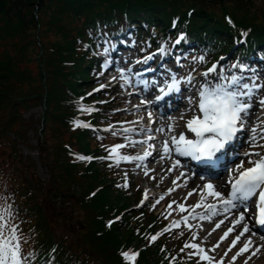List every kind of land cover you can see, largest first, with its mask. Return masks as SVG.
Returning a JSON list of instances; mask_svg holds the SVG:
<instances>
[{"label": "snow or ice", "instance_id": "obj_1", "mask_svg": "<svg viewBox=\"0 0 264 264\" xmlns=\"http://www.w3.org/2000/svg\"><path fill=\"white\" fill-rule=\"evenodd\" d=\"M176 24L177 21H174V28ZM184 39L185 36L183 34L179 35L175 44H180ZM108 43L109 40L106 34L101 33L97 43V47L103 48L105 55V59L101 65V74L111 64V61L108 59L110 49L104 47ZM166 53L167 49L160 46L157 53L145 56L142 60L136 61V63L147 64L156 56H164ZM261 59H264V57H261ZM176 63L179 64V58L176 60ZM218 67L219 72H217ZM116 71L119 73V76H113L112 79L122 80V88L125 86L132 88L133 91L129 92V95H133L138 88L141 91H148L151 87L157 86L155 81L143 79L141 73L133 72L131 68L121 69L117 67ZM250 71L252 70L245 65L234 63L227 72L223 66L213 65L202 74L204 80L197 88L196 98H188L189 108L187 111L192 112V117L184 124L187 131L194 134V138H186L183 131L179 134H174L175 126L172 123H169L167 128H156L155 132L151 127H124L122 129L125 134L124 138L128 139V134L144 137V139L132 140L131 144L133 146L139 144L141 147H145L146 150L139 156L113 157L109 155L106 159L114 160V163L117 165L121 161H140L139 166L143 167V162L148 157H151L153 150L157 148L155 144L150 142L156 140L155 133H160L161 135L169 134L167 139L160 141V148L158 150L160 159L172 160L168 171L182 167L180 159H173L174 156L191 158L193 161H204L215 167L218 159H214V157H217L218 153H221L226 146H229L238 137L239 133L245 131L246 125L249 124L248 117L253 109V104L255 103L260 111L264 112V84L256 82L257 77L255 74L249 76L243 74ZM169 80L167 88L172 92H178L180 90L179 78L173 73L170 75ZM186 82L191 84V77H188ZM157 88L161 94L155 95L154 100L141 99L140 103L134 107L139 110L141 106L147 108V105L162 100L164 94H166L165 89L158 86ZM81 111L91 113L93 109L82 108ZM185 114L181 113L180 119H183ZM147 117L150 124L156 123L152 119L151 111L147 112ZM172 119V117H169V121ZM142 121L143 117L130 123L141 124ZM77 126L88 127V125ZM106 130L111 131V129ZM247 133L249 150L243 153V158L239 160V163L227 169L228 177L223 185L224 191L216 190L212 183H204L202 186L198 185L196 189L190 191L184 198L183 203L173 201L167 206L169 209H172L173 204H176L180 212L187 213V215L182 217V220L189 231H191L190 219L208 220L209 222L216 216H224L225 219H228V213L234 212L236 209H242V211L239 212L235 220L231 221L232 227L224 233L222 239L227 238L234 230L236 224L244 222L246 216L249 221L253 222V227H264V151H256V149H264V117L258 118L257 124H251L247 127ZM112 134L116 135L115 132H112ZM123 147H125L124 144H119L110 149V153L115 154L117 149ZM78 159L84 160L86 158L78 157ZM246 163L249 165L248 167H245ZM147 174V171H145V175ZM183 175L184 173L181 172V176ZM200 179L204 180L205 178L201 176ZM193 195H199V201L195 205L186 206L187 199ZM208 198H211V200L209 201ZM147 199V193H145L143 200ZM155 203H159V199ZM253 203H255V209L252 208ZM197 209H202V212H197ZM249 211H251L250 216H248ZM165 218L167 219V217ZM14 220L15 215L12 212L11 205H0V264H29L30 258L22 255L21 243L18 236L19 226L13 224ZM223 223L224 220H220L216 223L215 228H219ZM108 226L110 227L111 223ZM180 226L181 221H173L172 228ZM215 228L213 231H215ZM249 231L248 223H244L243 229L232 241L228 251H231L232 247H235L236 243L239 242L240 237ZM257 234L255 231L252 232V235ZM156 238V236L151 237L153 241ZM193 239H198L195 233H193ZM216 247H219V244L209 251H215ZM185 249L192 250L186 254L189 260L193 257H198L197 264H202V262L213 264V258H210L205 249L199 244L186 243L181 252L183 253ZM247 250L248 247L245 244L239 255H243ZM121 255L124 260L133 261L138 254L123 252ZM225 255H227V252ZM233 260H235V257H233ZM219 264H222V261Z\"/></svg>", "mask_w": 264, "mask_h": 264}, {"label": "trees", "instance_id": "obj_2", "mask_svg": "<svg viewBox=\"0 0 264 264\" xmlns=\"http://www.w3.org/2000/svg\"><path fill=\"white\" fill-rule=\"evenodd\" d=\"M120 1L121 3L115 4L111 0H0V48L2 49V52H0V103H2L4 99L6 102H10L9 110L12 114L16 115L12 118L14 119V124L20 121L18 114L21 108H24L26 105L28 106L32 100L36 99V102L39 103L43 95H45L48 105L52 104L53 99L45 94L48 88H50L51 94L55 97L54 102L56 110L60 109L61 106L66 103L68 94H77L82 89L83 80L79 78V74H82V72H79V68L83 66L84 58L82 57V59H79L78 53H80V51L78 49L81 47L80 45L83 44L81 41L85 40L86 35L80 33L79 24L77 23V20L82 17L84 19V30L86 32L97 20H113L114 15L118 11L125 12L132 19H142L144 16H148V20L151 22L169 24L171 16L176 14L181 15L182 19H187V11L192 9L193 13L189 21V30L191 34L200 31L204 33L203 35H207V38H218L226 44L228 40H231L228 31L235 33L226 21V17H230L233 23L238 24L239 28L250 29L251 32L254 33V40H259L260 42L264 41V26L256 28L251 22V20L254 21V19L249 17L248 14H246L243 19L235 15L238 12L244 13L242 9L245 10V6H240V4H245L246 0H236L237 8H235V13H229L228 10L224 12L223 18H220V14H217L213 10H204L202 7H199L198 10L189 8L187 11L183 12L172 10L171 13H168L167 10H160L154 4L148 5V8L151 10L140 8L141 6H145L142 0ZM206 1L214 4L216 0ZM34 12H36L35 15L33 14ZM43 16H48L50 19L47 23L48 28L46 32L58 34L60 33L58 27L61 25V31H63L64 34L63 36L61 34L60 40L56 44H53L54 47L50 48L51 51H48V53L45 51L42 52L41 68L44 92L39 95L32 89H29L27 96L34 97L22 99L12 95L17 87L16 83L12 81V78L18 82H22V80H19V74L17 73L18 64L23 60L24 49L27 52L34 50V47L32 48L31 46V38L34 36L32 31H37L41 27ZM18 38H21L20 41L25 42L22 48L17 47L14 42L18 40ZM196 41L202 42L203 39L198 36ZM222 46H220V48L224 49V44ZM13 52L17 54H13ZM38 56L40 60V55ZM23 102H25V104H22ZM52 120L63 122L64 118L52 115L49 121ZM49 121L45 120V125ZM65 125L67 126L66 131H68V125ZM59 130L60 129L57 130V133ZM88 139L89 136L85 132H80L76 135L79 149L86 153L91 151ZM62 147L65 153L64 159L66 160L59 159L58 163L69 167L73 175L78 174L72 181L76 182L75 179H84L87 183L86 179L90 178L89 180L97 182L99 186L102 187L101 197L94 200L93 204L94 211H99L96 217L101 218V220H95V222L98 223L99 231L97 230V233H100L99 236H105L113 232L115 234V242L120 245L123 241L116 235L117 231L120 230L121 232L129 234V236L124 237L125 240L128 239L125 246H129L130 243L138 239L134 231L136 226H132L128 220H125L124 224H114L111 228H108L104 220L111 212L116 213L121 208L123 209L126 207V205H120L122 197L116 194L112 184H110L104 174L99 173L97 167L92 165L86 168L80 161H73L68 154L65 144H63ZM58 163L55 169H58ZM51 170L54 172V169L51 168ZM14 174L15 177L13 179L19 181L22 185L20 188H17L15 193L19 194L21 198L25 197L29 199L30 211L36 218L35 227L38 233L44 236L39 238V244L42 245L46 251L57 245V260H60L61 264H91V259L89 257L80 256L76 250H71L72 246H68L69 250H67L62 238L50 235V230H54L53 227L48 228L47 226L50 225L48 220L50 214L46 211L45 207L43 209L34 199L35 194L37 195L41 191L36 189L35 184H33V179H31L28 173L22 174L16 171ZM28 176L29 179L27 178ZM60 179L66 181L64 176H60ZM30 185L33 187L35 194L34 191L28 187ZM97 196L92 197L91 201L87 204L92 205V200ZM107 196L111 198L105 202L104 199ZM79 203H82L81 199H79L78 206L81 205ZM49 205L50 204L46 202L47 208ZM105 207L106 209L103 210ZM111 216L112 214L109 217ZM79 229L81 230V228ZM85 242L87 244L90 243L86 240ZM82 247L86 246L83 245ZM119 248L114 249L113 255L111 256L100 258L96 255L99 259V264H125L118 254ZM106 250L112 249L102 248V251ZM158 250L159 245L152 251L144 252L138 264H158ZM90 252L93 253L92 250Z\"/></svg>", "mask_w": 264, "mask_h": 264}, {"label": "rangeland", "instance_id": "obj_3", "mask_svg": "<svg viewBox=\"0 0 264 264\" xmlns=\"http://www.w3.org/2000/svg\"><path fill=\"white\" fill-rule=\"evenodd\" d=\"M111 1L115 4L121 3L120 0ZM142 3L145 6L140 8L145 10H151L148 5L154 4L160 10H167L168 13H171L172 10L183 12L189 8L198 10L199 7H202L204 10L209 9L220 14V18H223L224 12L228 10L229 13H235V8H237L236 0H216L214 4L206 0H142ZM240 6H245V10L242 9L244 13L238 12L235 15L243 19L248 14L249 17L254 19L251 22L256 28L264 26V0H246L245 4L241 3ZM33 14L35 15L36 12ZM49 20L48 16H43L41 27L37 31H32L34 36L31 38V46L34 47V50L29 52L23 50V60L19 62L17 69L19 80H22V82L12 78V81L17 85L12 93L13 96L29 99L34 97L27 96L29 89L39 95L44 92L41 68L42 52L48 53V51H51L50 48L54 47L53 44H56L60 40L61 34L62 36L64 34L61 31V25L58 27L60 30L58 34L46 32ZM77 23L79 24L80 33L85 35L83 17L78 19ZM20 40L21 38H18L14 42L17 47L22 48L25 42ZM0 52H2L1 48ZM13 54L17 53L13 52ZM38 55H40V60ZM78 55L80 59V54ZM45 94L53 99L52 104L48 105L45 95L39 103L36 102V99L32 100L28 106L21 108L18 114L20 121L17 124H14V119H12L16 115L9 110L10 102H6L4 99L0 103V154L3 155L0 161L6 160V166L0 164V187H5L8 184L9 173L13 174L16 171L22 172L23 170L27 172L33 179L36 189L41 191L37 194L36 201L43 209L45 207L50 214V217H48L50 225L47 226L48 228H54V230H50V235L62 238L67 246L66 249L69 248L68 246H72L71 250H76L80 256L89 257L91 264H99L97 256L100 258L111 256L113 250L119 247L122 252L132 248L134 251L143 250V247L138 243H130V246H125L128 239L125 240L124 237L129 236L126 232L118 230L116 233L123 241L120 245L115 242L113 232L105 236H99L100 233H97L99 227L95 220H101V218L96 217L99 211H94L93 204L94 200L100 198L102 193H97L94 196L89 193L95 190L99 184L89 180L90 178L86 179L87 183L84 179H75L76 182L72 181L78 174L73 175L69 167L58 163L59 159L66 160L64 159L65 153L62 150L63 144H70L74 149H77L75 153H86L78 150L79 144L76 135L70 132V130L74 131L70 125L72 120L82 117L79 112L81 109L79 99L72 98L68 94L66 103L56 110L55 97L51 94L50 88L46 90ZM22 104H25V102ZM52 115L63 117L64 121H49ZM45 120L49 121L46 125ZM65 124L68 125L69 131H66L67 126ZM58 129L60 130L57 133ZM57 163L58 169H55ZM51 168L54 169V172ZM60 176H64L66 181L60 179ZM146 185L145 182L144 186ZM95 196L97 197L92 200V205L87 204ZM110 198L107 196L104 201L107 202ZM79 199L82 203H79L81 205L78 206ZM136 201L137 198L134 199L131 205H134ZM46 202L50 204L48 208ZM26 205H29V202ZM105 209L106 207L103 210ZM32 218L33 224H36V218L34 216ZM39 235L44 237L43 234ZM26 240H30V237H27ZM85 240L90 243L87 244ZM83 245L90 250L82 247ZM102 248L112 250L102 251ZM91 250L93 253L90 252Z\"/></svg>", "mask_w": 264, "mask_h": 264}, {"label": "bare ground", "instance_id": "obj_4", "mask_svg": "<svg viewBox=\"0 0 264 264\" xmlns=\"http://www.w3.org/2000/svg\"><path fill=\"white\" fill-rule=\"evenodd\" d=\"M220 186L222 187L223 185L222 184H220ZM261 244H264V239L263 240H261V242H260ZM264 253L263 254H261L260 255V259L263 261V264H264Z\"/></svg>", "mask_w": 264, "mask_h": 264}]
</instances>
